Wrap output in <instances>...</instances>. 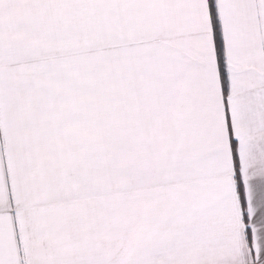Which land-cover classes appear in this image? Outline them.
<instances>
[{"label":"snow or ice","instance_id":"1","mask_svg":"<svg viewBox=\"0 0 264 264\" xmlns=\"http://www.w3.org/2000/svg\"><path fill=\"white\" fill-rule=\"evenodd\" d=\"M0 264H264V0H0Z\"/></svg>","mask_w":264,"mask_h":264}]
</instances>
